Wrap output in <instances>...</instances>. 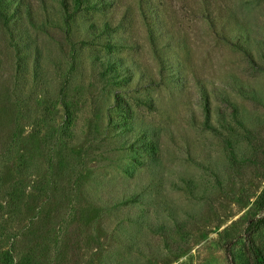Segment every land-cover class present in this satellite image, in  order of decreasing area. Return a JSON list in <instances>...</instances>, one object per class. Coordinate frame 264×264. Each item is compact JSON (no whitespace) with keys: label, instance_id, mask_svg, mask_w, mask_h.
<instances>
[{"label":"rangeland","instance_id":"1","mask_svg":"<svg viewBox=\"0 0 264 264\" xmlns=\"http://www.w3.org/2000/svg\"><path fill=\"white\" fill-rule=\"evenodd\" d=\"M27 1L33 23H21L33 54L16 59L0 30V253L10 250L14 264L243 263L247 230L262 215L263 60L193 13L181 14L173 45L157 27L154 53L137 0L73 24L60 0ZM220 1L264 39V0ZM90 18L110 21L106 35L132 48H102L84 29ZM94 55L122 58L155 81L106 83ZM233 77L256 88L257 100L241 98ZM252 236L264 247L263 226Z\"/></svg>","mask_w":264,"mask_h":264},{"label":"trees","instance_id":"2","mask_svg":"<svg viewBox=\"0 0 264 264\" xmlns=\"http://www.w3.org/2000/svg\"><path fill=\"white\" fill-rule=\"evenodd\" d=\"M60 4L62 6L66 24L76 23L78 20L77 17L80 13H86V16L90 17L89 13L91 12L106 11V13H108L113 7L119 5L128 6L122 0H60ZM223 4L224 3L220 0H137V8L147 27V32L154 53H157L158 50L156 44L157 37L160 34L158 28L165 29L168 44L173 42V45L174 41L178 39L176 38V35L178 34L177 31L183 27V15L181 14L193 13V15L207 23L209 27L212 28L214 35L233 45L250 59L254 60L256 59V56H259L260 60H263L261 62V68L264 70V39L255 38L252 35V31L240 23L238 17L233 12H230L232 10L228 7L225 8ZM127 13L129 12L124 10L121 18L118 19V24L112 22V28L116 26L118 27L120 22L126 20ZM33 17L32 6L27 0H0V30L3 32L5 31L9 37L8 44L18 60H26L31 54H33L32 52L29 54L28 48L30 43L28 41V36L26 35L27 32H24L21 23L22 20L26 18L27 21L32 24ZM110 23L111 22L108 20L99 23L90 18L84 29L87 28L88 35L91 39H94V41H97L102 48L108 49L109 51L124 47L131 49L132 45L127 44L128 40L125 38H113L106 35L110 28ZM21 37L23 39H21ZM15 38L17 40H15ZM158 58L161 61V57L158 56ZM93 63L99 66L100 75L103 78L107 77L106 83H109L110 81H112V84L119 83L121 81L119 79L126 76L129 77L124 81L130 82L132 80V75L136 74V82L139 87H142L143 82L151 81V83H153L155 81L154 77L149 73V70L145 71L142 68H138L137 71L130 70L128 69L129 67L126 62L117 56L112 55V57H101L94 55ZM18 64L17 66H19ZM126 66L127 72L125 68ZM20 70L23 72V68ZM231 85H233L236 93L241 98L254 101L257 100V90L252 85L246 84L237 77H233ZM196 86L202 92L201 95L203 97V105L206 112L203 125L207 129L213 130L214 128L208 121V114L210 113L208 90L206 89L205 84L199 79H196ZM148 105L151 106L153 103L148 102ZM232 112L236 119L235 121L245 126L243 119L237 117L238 110L235 106ZM190 121H198L192 111L190 112ZM150 132V130H147L145 133ZM230 153L232 156L234 155V152L231 149ZM66 166L68 167V161ZM23 195L24 192L20 191L18 187L14 188L11 192V199L16 209H19ZM256 205L262 211V215L254 219L247 230V254L241 264H264V247L255 244L252 236L259 227H264V188L256 198ZM12 260L13 255L10 250L6 249L0 253V264H14ZM20 264H31V259H24ZM229 264L237 263L232 260Z\"/></svg>","mask_w":264,"mask_h":264}]
</instances>
